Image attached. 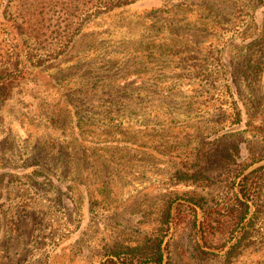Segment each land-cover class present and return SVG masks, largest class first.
<instances>
[{"label":"rangeland","instance_id":"374dc122","mask_svg":"<svg viewBox=\"0 0 264 264\" xmlns=\"http://www.w3.org/2000/svg\"><path fill=\"white\" fill-rule=\"evenodd\" d=\"M16 3L0 0V264H105L170 199L220 209L248 175L232 242L201 257L187 213L162 264H264V0H139L40 38L12 30ZM199 165L214 183L179 179Z\"/></svg>","mask_w":264,"mask_h":264},{"label":"trees","instance_id":"16d2710c","mask_svg":"<svg viewBox=\"0 0 264 264\" xmlns=\"http://www.w3.org/2000/svg\"><path fill=\"white\" fill-rule=\"evenodd\" d=\"M139 0H17L15 11L9 16L8 21L15 32H27L37 38L53 26V31L75 35L81 30L82 22L79 19L82 13L87 12L88 18L104 15L126 8ZM46 34V33H45ZM48 34V35H49ZM230 156L224 159L227 162ZM179 179L192 183L210 185L214 183L213 177L208 173L205 165H199L194 169H186L178 172ZM249 175L240 182V192L244 199L236 195V200L222 203L220 209L210 206V200L201 194L184 193L186 202L170 199L159 211L158 222L155 230L144 235L135 242H115L110 246L105 264H162L164 252L162 244L168 235L172 224L180 223L187 213L192 215L191 228L197 245L195 252L205 258L212 254L213 250H222L232 242L235 233L240 230L250 213V198L259 185L249 182ZM176 202V203H174ZM199 210L203 212L198 221ZM219 216V217H218ZM228 220L231 221L228 225ZM243 235L230 244L228 255L236 256L242 247L248 246L251 241L250 233L253 222L249 221ZM220 235L223 238L220 246L213 244V236Z\"/></svg>","mask_w":264,"mask_h":264}]
</instances>
